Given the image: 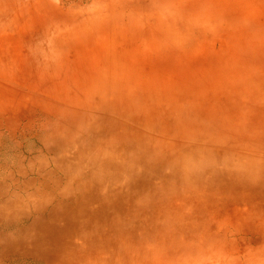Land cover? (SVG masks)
<instances>
[{
	"label": "rangeland",
	"instance_id": "rangeland-1",
	"mask_svg": "<svg viewBox=\"0 0 264 264\" xmlns=\"http://www.w3.org/2000/svg\"><path fill=\"white\" fill-rule=\"evenodd\" d=\"M263 158L264 0H0V264H264Z\"/></svg>",
	"mask_w": 264,
	"mask_h": 264
},
{
	"label": "bare ground",
	"instance_id": "bare-ground-1",
	"mask_svg": "<svg viewBox=\"0 0 264 264\" xmlns=\"http://www.w3.org/2000/svg\"><path fill=\"white\" fill-rule=\"evenodd\" d=\"M89 93V92H88ZM174 96V95H173ZM196 96V95H195ZM261 97V96H260ZM253 98H255V96H253ZM185 99H186V97H185ZM106 100V99H105ZM158 100V99H157ZM163 101H165V100H163ZM182 101V100H181ZM185 101H187V100H185ZM101 102H103V101H101ZM190 103V105L191 104H193V106L195 105L194 103H195V101H190L189 102ZM257 103V102H256ZM187 104V103H186ZM158 105V104H157ZM99 106V105H98ZM103 105H101V107H102ZM105 106H106V104H105ZM130 106V105H129ZM128 106V107H129ZM187 106H189L188 104H187ZM192 106V107H193ZM93 107V106H92ZM100 107V106H99ZM120 107H122L121 105H120ZM198 108H199V106H197ZM124 108V107H123ZM210 108H212L211 106L209 107V109ZM240 108V107H239ZM102 109V108H101ZM100 109V110H101ZM132 109V108H131ZM130 109V110H131ZM191 109V108H190ZM92 110H94V109H92ZM99 110V109H98ZM111 110V109H110ZM129 110V109H128ZM124 111V110H123ZM122 111V112H123ZM152 111V110H151ZM150 111V112H151ZM92 112V111H91ZM192 112H194V111H191V113ZM114 113V112H113ZM126 113V112H125ZM128 113H129V111H128ZM127 113V114H128ZM131 113H132V110H131ZM197 113V112H196ZM95 114H97V113H95ZM136 114V113H135ZM138 114V113H137ZM142 114V113H141ZM84 115H85V113H84ZM91 115V114H90ZM89 115V116H90ZM100 115V114H99ZM117 116H118V114H116ZM139 115V114H138ZM150 115V114H149ZM163 115V114H162ZM161 115V116H162ZM192 115V114H191ZM196 115V114H195ZM95 116V115H94ZM182 116V115H181ZM193 116V115H192ZM92 117V116H91ZM103 118H105V117H103ZM110 120V119H109ZM108 120V121H109ZM112 120V119H111ZM115 120V119H114ZM119 120V119H118ZM88 121V120H87ZM86 121V122H87ZM216 121V120H215ZM106 122V121H105ZM114 122V121H113ZM116 122V121H115ZM117 123V122H116ZM182 123H183V121H182ZM181 123V124H182ZM214 123V122H213ZM154 124V123H153ZM152 124V125H153ZM217 125V124H216ZM212 126H214V125H212ZM216 127V126H215ZM220 127V126H219ZM225 127V126H224ZM182 128H183V126H182ZM201 127H198L197 129H200ZM221 128V127H220ZM88 129V128H87ZM178 129V128H177ZM185 129V128H184ZM224 129V128H223ZM221 130V129H220ZM223 132H224V130H223ZM173 133V132H172ZM106 134V133H105ZM223 135H224V133H223ZM116 136V135H115ZM173 136V135H172ZM117 137V136H116ZM115 137V138H116ZM220 137V136H219ZM229 137V136H228ZM242 137V136H241ZM225 138V137H224ZM238 138V137H237ZM122 139V138H121ZM223 140V139H222ZM62 141V140H61ZM187 141H189V140H187ZM221 141V140H220ZM224 141V140H223ZM245 141V140H244ZM59 142H60V140H59ZM59 142H57V143H59ZM187 144V143H186ZM237 144V143H236ZM236 144H234V146L236 145ZM249 144V143H248ZM253 144H255V143H253ZM183 145H184V142H178V144L176 143V145H175V147H177L176 148V154L178 155V157L181 155L180 153H179V151L180 150H183V151H190L191 149H193V147H194V145H189V144H187V145H189L187 148H185V147H183ZM186 145V146H187ZM55 146V145H54ZM181 146V147H180ZM258 146V145H257ZM256 146V147H257ZM223 148V147H222ZM227 148V147H226ZM144 149V148H143ZM233 149V148H232ZM238 150V149H237ZM260 150V149H259ZM136 151H138V150H136ZM144 151V150H143ZM229 151V150H228ZM135 152V151H134ZM142 152V151H141ZM152 153V152H151ZM234 153V152H233ZM257 153V152H256ZM136 154V153H135ZM140 154V153H139ZM149 154H150V150H149ZM213 155H216V154H213ZM226 155H227V153H226ZM231 155V154H230ZM209 156V155H208ZM219 156H220V154H219ZM224 156V155H223ZM206 158V157H205ZM217 158H218V156H217ZM242 158H244V157H242ZM229 159H231V158H229ZM202 160H204V159H202ZM222 160V159H221ZM244 160V159H243ZM249 160V159H248ZM263 160H264V158H263ZM240 161V160H239ZM132 162V161H131ZM130 162V163H131ZM200 162V161H199ZM198 162V163H199ZM264 162V161H263ZM229 163V162H228ZM128 164V163H127ZM197 164V163H196ZM195 164V165H196ZM234 164V163H233ZM245 164V163H244ZM259 164V163H258ZM130 165V164H129ZM128 165V166H129ZM194 164H193V166H195ZM198 165V164H197ZM196 165V166H197ZM256 165V164H255ZM260 165V164H259ZM192 166V168H193V170L194 171H196V169H195V167H193ZM240 166V165H239ZM241 166H243V165H241ZM245 166V165H244ZM247 166V165H246ZM140 167V166H139ZM255 167V166H254ZM126 168H128V167H126ZM191 168V169H192ZM232 168V167H231ZM253 168V167H252ZM259 168V167H258ZM128 169H130V168H128ZM135 169V168H134ZM204 169V168H203ZM203 169H202V172H203ZM237 169H238V167H237ZM214 170V169H213ZM219 170V169H218ZM224 170V169H223ZM249 170H251L250 168H249ZM255 170V169H254ZM263 170V169H262ZM70 171V170H69ZM135 171V170H134ZM191 171V170H190ZM194 171H191V173L192 172H194ZM253 171V170H252ZM251 171V172H252ZM213 172V171H212ZM235 172H237L238 173V171H235ZM249 172V171H248ZM251 172H250V174H251ZM68 173V172H67ZM73 173V172H72ZM71 173V174H72ZM104 173V172H103ZM108 173V172H107ZM114 173V172H113ZM112 173V174H113ZM127 173V172H126ZM213 173H215V172H213ZM217 173V172H216ZM256 173V172H255ZM254 173V174H255ZM258 173H260V171L258 172ZM106 174V173H105ZM119 174V173H118ZM118 174L116 175V176H118ZM149 174V173H148ZM193 174V173H192ZM204 174H205V172H204ZM239 174V173H238ZM243 174V173H242ZM252 174H253V172H252ZM251 174V175H252ZM260 174H262V173H260ZM121 175H122V173H121ZM121 175H120V177H121ZM124 175V174H123ZM128 175V174H127ZM134 175V174H133ZM191 175V174H190ZM189 175V176H190ZM228 176H231L230 174H227ZM247 175H249V174H247ZM114 176V175H113ZM200 176V175H199ZM202 176V175H201ZM200 176V177H201ZM260 176H262V175H260ZM124 177V176H123ZM122 177V178H123ZM196 177V176H195ZM113 178V177H112ZM184 178H186L185 176H184ZM189 178V177H188ZM251 179L252 177H249L248 176V179ZM115 179V178H114ZM119 179H121V178H119ZM243 178L242 177H240V176H234V180H238V181H241ZM258 179V178H257ZM257 179H256V181H257ZM262 178L260 177V180H261ZM118 180V179H117ZM259 179H258V181H260ZM264 180V179H263ZM125 181V180H124ZM185 181H186V179H185ZM185 181H183V182H185ZM248 181V180H247ZM262 181V180H261ZM182 182V181H181ZM182 182V183H183ZM251 182V181H250ZM172 183V182H171ZM248 183V182H247ZM259 183H261V182H259ZM263 183V182H262ZM250 184V183H249ZM251 184H252V182H251ZM258 184V183H257ZM166 185V184H165ZM256 184H253V185H245L246 186V188H244L245 190H243V189H241L240 188V186H238V188L240 189V190H238L237 192H242L240 195H242V200H246V199H248V200H254V199H256V198H258V197H262V201H264V187L262 188V187H257V186H255ZM261 185V184H260ZM173 186V185H172ZM233 186V191L235 190V187H234V185H232ZM174 187V186H173ZM203 193V192H202ZM206 193V194H205ZM208 194V195H207ZM93 195L94 196H92V198H93V200L96 198V196H97V192H94L93 193ZM203 195L204 196H209V195H211V196H217L218 197V199L219 198H222V197H225V194H224V192H218V193H215V192H204L203 193ZM227 195V194H226ZM244 196V197H243ZM142 197V196H141ZM166 197H168L167 195H166ZM140 198V197H139ZM164 198H165V196H164ZM147 199V198H146ZM161 199V198H160ZM239 199H241V198H239ZM82 200H84L83 198H81V197H78L77 199H76V201L75 202H77V203H79L80 201H82ZM136 200H138V199H136ZM140 200L142 201V199L140 198ZM145 200V199H144ZM148 200H150V199H147V202H149L150 203V201H148ZM91 202H92V200H91ZM90 202V205L89 206H86V207H84V206H82L81 205V207L80 208H78L77 210H74V211H71V210H67V209H61L60 210V212H54V211H51L50 210V214H55V216H58V220L60 221V219H61V217L63 216V217H66L67 219H74L75 220V222H74V224L76 225V227L77 228H79L80 226H83V225H85L86 227H88L87 225H91L92 226V224H93V221H95V219H98V218H100V217H102V218H104V217H106V213H107V210L109 209V202L108 201H105V203H106V205L104 204V206H102V208L100 209V206H98L99 207V210L98 209H95V206L92 204ZM138 202H140V201H136V205L138 204ZM140 204V203H139ZM147 204V203H146ZM145 204V205H146ZM58 205V204H57ZM97 207V208H98ZM47 210V209H46ZM99 212H104L105 213V215L104 216H100V214L101 213H99ZM62 214V215H61ZM130 216L131 215H129L128 217L130 218ZM137 217V216H136ZM45 218V217H44ZM37 220V219H36ZM51 220V219H50ZM42 221V220H41ZM90 221H91V223H90ZM99 225H100V223H98ZM127 225V224H126ZM123 227V226H122ZM89 228V227H88ZM91 228V227H90ZM89 228V229H90ZM55 229V232H56V227L54 228ZM58 231L60 232V230H61V227L60 226H58ZM89 229H87V230H89ZM93 230H96V229H93ZM101 230V229H100ZM54 231V230H53ZM59 232L57 233V235L59 234ZM87 232V231H86ZM80 234H81V232H80ZM91 234V233H90ZM82 235V234H81ZM91 235H93V233L91 234ZM2 241V240H1ZM68 245H69V247H61V246H58V247H56V248H54V250L52 251V252H49V253H53L54 255H55V258H57L52 264H75V263H70V262H67V257H68V255L71 253V252H73L74 254H77V253H80V249L78 248L76 251H74L75 249H76V246H72V244H70V243H68ZM72 247H74V248H72ZM146 249H144V248H133V249H126V251L122 254V251H120V250H112V251H110V254H111V262H105V259H103L102 257H98V256H95L94 258H96L95 260H87V261H85L84 263H81V264H148L146 261H138V259L141 257V254H142V251H145ZM146 251H149V252H151V250H146ZM163 251V250H162ZM240 251V250H239ZM238 251V252H239ZM259 252H260V250H258ZM153 252H155V251H153ZM241 253L240 254H244V255H247V256H252V254L253 253H258V252H256V251H251L250 249L249 250H241L240 251ZM84 254V253H83ZM122 254V255H121ZM259 254V253H258ZM35 255V254H34ZM45 261V260H44ZM48 261V260H47ZM232 263H234V261H231ZM241 262L242 263H244L245 262V260L243 259V258H240L239 259V263L241 264ZM248 264H249V262H247ZM152 264V263H151ZM219 264H220V262H219Z\"/></svg>",
	"mask_w": 264,
	"mask_h": 264
}]
</instances>
